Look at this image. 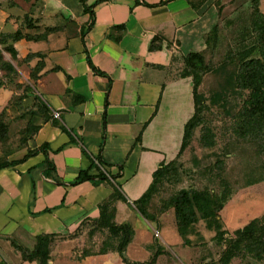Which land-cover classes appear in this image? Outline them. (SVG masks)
Segmentation results:
<instances>
[{
  "label": "crops",
  "instance_id": "1",
  "mask_svg": "<svg viewBox=\"0 0 264 264\" xmlns=\"http://www.w3.org/2000/svg\"><path fill=\"white\" fill-rule=\"evenodd\" d=\"M97 1L85 0L87 6H94L93 25L84 45L91 64L107 77L95 74L86 61L81 32L91 15L83 11L80 0H0V34L17 30L43 34L40 40L12 43L17 60L40 53L43 67L33 83L29 72L38 58L17 65L2 53L18 74L15 83L31 89L20 106H12L22 89L7 84L0 71V112L5 111L8 122V141L0 147V157L21 161L28 151L42 146L46 152L0 169V264H38L22 260L11 242L31 251L39 235L68 237L82 221L98 217V206L116 185L126 202L114 203L115 222L128 223L134 232L125 258L144 262L152 255L142 261L127 257L137 239L143 241L140 246L152 239L149 223L141 219L138 228L129 223L140 217L132 202L148 188L158 166L176 157L184 124L193 114L191 79L175 76L177 62L172 59L202 52L205 35L218 22V8L232 0H171L162 5L158 4L165 0ZM263 6L264 0H258L264 15ZM48 28L53 30L46 32ZM154 38L161 49L150 51ZM37 103L46 108L44 117L37 113ZM30 121L36 131L20 144V134ZM18 122L25 125L14 142L9 130ZM60 125L71 134L61 131ZM82 148L92 158L99 157L104 171L114 179L74 184L79 172L90 165ZM88 174L94 177L98 172L91 169ZM224 210L225 206L219 213L220 223ZM242 227L231 233L223 230L234 237ZM208 233L200 231L204 239ZM78 238L56 242L48 264H123L113 252L80 258V252L74 251ZM206 261L201 257L199 264ZM236 261L247 264L240 260L231 264ZM155 264L178 263L162 253Z\"/></svg>",
  "mask_w": 264,
  "mask_h": 264
},
{
  "label": "trees",
  "instance_id": "2",
  "mask_svg": "<svg viewBox=\"0 0 264 264\" xmlns=\"http://www.w3.org/2000/svg\"><path fill=\"white\" fill-rule=\"evenodd\" d=\"M100 1L102 0H98L97 2ZM168 1L171 0H165L158 5L165 4ZM80 2L83 11L91 15V21L88 27L81 32V42L86 55V61L95 74L107 77L91 64L84 45V36L93 25L92 8L94 5L87 6L85 0H80ZM250 5L253 18L251 23V30L253 33L252 50H249L238 59L233 84L235 90L245 96L241 103L237 118L240 137L251 141L257 146L259 152L264 155V15L258 8V0H250ZM220 8L221 6L218 8V14ZM28 22L32 25L30 19H28ZM52 30L53 29L48 28L46 32ZM216 36L217 24L205 35V49L202 52H191L181 58L175 59L174 57L172 59V63L179 62L180 67L179 70L176 71L177 75L175 72V76L180 79H191L193 114L184 124L181 144L176 157L168 163H162L158 166L152 173V180L148 188L140 198L132 202V205L136 212L149 223H159L160 216L172 210L178 235L182 239L188 234H194L193 226H195L199 220H204L206 228L214 232L213 239L215 242L222 245L223 248L216 260H209L202 264H231L233 260L247 261V264L253 260L256 264H264V214L261 216L259 228L256 227L255 223L249 222L237 232L236 236L225 239L227 233L221 229L218 215L230 200L231 194H222L219 197H213L193 188H188L180 190L177 195L170 198L160 207L159 212H156V214H154L149 206L161 180L174 169L180 156L190 146L197 129H199L200 132L198 138L199 144L204 148H212L214 146V136L211 130L204 125L203 121V111L207 108V100L200 94L198 88L201 84L202 76L209 70L208 65L205 63L204 52L208 50L211 43L216 40ZM42 37L43 34H23L20 30L12 34H0V71H2L7 84L12 85L13 88L18 90L22 89V94L13 100L12 106H20L25 92L30 91L31 88L28 85L23 86L22 84L15 83L18 74L12 65L3 59L2 53H7L11 61L17 65H22L29 62L31 59L38 58L36 65L32 67L29 72V78L33 83L38 79L39 73L43 67L40 53H29L22 60H17L12 43L20 39L28 41L40 40ZM159 49H161V44L157 38H154L149 45V50L156 51ZM36 106L37 113L42 114L44 117L45 115L43 113L46 112V108L41 107L39 103H37ZM23 115L25 114L17 115L16 118H22ZM31 115H36V112H33ZM103 119L105 125V113L103 114ZM59 128L61 131L69 135L71 134V132L62 125H60ZM35 129L36 127H34L30 121L28 126L21 132L18 142L20 144L25 143L26 140L35 133ZM7 141L8 122L5 111L2 110L0 112V147L6 144ZM70 141L74 142L75 140L70 138ZM136 142H139V136L136 138ZM38 152L46 154L45 146L33 151H28L21 161L7 162L0 157V169L21 163L27 157L35 155ZM82 153L89 159L90 165L87 170L79 172L74 184L85 181H93L94 184H98L102 181L114 179V176L109 175L101 169L104 164L99 157L92 158L84 148H82ZM48 163L51 164L50 162ZM91 169H96L98 174L94 177L89 175L88 171ZM117 200L126 202L119 192L118 185L114 186L112 194L98 206V217L96 219H86L82 221L76 231L68 237L52 234L39 235L36 237V243L31 251L22 248L13 241L11 244L16 251L20 252L22 260L37 261L38 264H48L51 260V253L56 242L77 237L79 234L85 232L88 238H92L96 234H99L102 236V239L95 253L89 248L81 250L80 258L113 252L120 257L123 264H155L157 257L161 254L159 247L152 253L148 260L144 262H130L125 258L124 252L131 242L134 232L128 223L117 224L115 222L116 209L114 203ZM74 251H76V249H74Z\"/></svg>",
  "mask_w": 264,
  "mask_h": 264
},
{
  "label": "rangeland",
  "instance_id": "3",
  "mask_svg": "<svg viewBox=\"0 0 264 264\" xmlns=\"http://www.w3.org/2000/svg\"><path fill=\"white\" fill-rule=\"evenodd\" d=\"M262 9L264 12V6ZM251 14L250 0H232L220 8L216 40L204 52L209 70L202 76L198 88L207 100L203 121L214 136V146L202 147L198 142L199 129L195 131L190 146L174 169L161 180L149 203L154 214L180 190L193 188L213 197L231 194L223 211L222 230L231 233L232 229L249 222L258 228L260 226L264 214V155L255 144L240 137L237 118L245 96L236 91L233 84L238 59L252 50ZM179 68L178 62L174 72ZM25 75L21 76L23 80ZM24 125L25 122H18L10 126L12 140ZM16 140L14 137V142ZM101 169L105 170L104 165ZM141 219L144 220L141 216L137 219L139 221L131 218L129 223L138 228ZM149 224L152 239L145 240L143 247L140 246L143 241L137 239L127 254L129 259L142 261L159 247L161 254H167L178 264H191V261L199 264L201 257L208 261L216 260L223 248L215 242L214 232L206 228L204 220L193 226L194 234L183 239L178 235L172 210L166 212L159 223ZM201 230L209 232L205 239L200 235ZM77 237L74 248L78 252L89 248L95 253L102 239L99 234L88 238L85 232ZM230 237L226 234L225 239ZM234 264L239 263L236 261ZM252 264L256 262L252 260Z\"/></svg>",
  "mask_w": 264,
  "mask_h": 264
},
{
  "label": "built area",
  "instance_id": "4",
  "mask_svg": "<svg viewBox=\"0 0 264 264\" xmlns=\"http://www.w3.org/2000/svg\"><path fill=\"white\" fill-rule=\"evenodd\" d=\"M58 114H54L55 117H57Z\"/></svg>",
  "mask_w": 264,
  "mask_h": 264
}]
</instances>
